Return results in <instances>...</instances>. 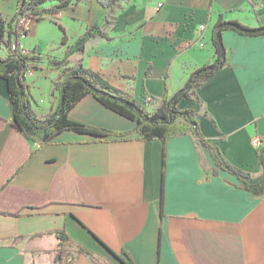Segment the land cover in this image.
<instances>
[{"label": "crops", "instance_id": "crops-1", "mask_svg": "<svg viewBox=\"0 0 264 264\" xmlns=\"http://www.w3.org/2000/svg\"><path fill=\"white\" fill-rule=\"evenodd\" d=\"M20 1L0 0L2 17L14 16ZM250 2L120 0L106 10L79 0L74 9L28 20L18 42L38 58L23 81L31 108L39 118L52 111L62 71L81 62L152 111L214 60L219 17L264 25V4L252 2L254 12ZM91 27L101 33L80 40ZM222 40L226 66L198 100L178 107L194 111L204 140L258 183L263 172L252 140L264 138V36L225 31ZM69 119L130 134L64 132L40 145L12 128L0 79V264H121L107 248L127 252L135 264H264V195L220 170L190 132L142 141L133 122L91 95Z\"/></svg>", "mask_w": 264, "mask_h": 264}, {"label": "trees", "instance_id": "trees-1", "mask_svg": "<svg viewBox=\"0 0 264 264\" xmlns=\"http://www.w3.org/2000/svg\"><path fill=\"white\" fill-rule=\"evenodd\" d=\"M54 2L52 6L43 7L47 2ZM106 10L118 7L120 0H96ZM79 0H21L18 11L9 20L2 17L0 13V52L6 50L5 56L0 53V79L4 80L7 87L8 105L11 113V126L14 130L22 133L29 139L40 145L49 143L56 135L71 132L77 135H87L93 138H125L130 132H116L94 126H87L69 119L70 112L77 103L87 95H91L98 103L113 113L133 122L134 131L138 139L151 141L159 139L164 143L175 135L190 132L199 144L211 155L215 165L225 172L234 175L240 185L255 196L264 195V138L262 145L257 149L256 155L261 166L263 177L258 183H250V176L239 169L228 164L217 147L208 144L192 119L194 111L190 109L180 110L178 105L183 100H198V91L215 73L226 66L227 56L223 44L222 34L232 31L241 36L255 37L264 36V25L249 27L235 20H223L219 17L212 28L211 43L214 49V60L205 64L189 74L185 85L172 97L165 94L161 104L155 106L152 111H147L137 103L128 93L112 86L99 73L85 68L81 62L74 66L64 68L55 87L58 91L57 105L47 115L39 118L31 108L30 96L23 84L22 72L26 69L34 70L33 62L38 58L34 52L22 53L18 48L11 50V44L19 45L20 37L26 35V31L19 32L17 23L20 19H40L44 13H55L63 10L74 9ZM251 9L254 4L250 2ZM109 21V18L107 19ZM100 34L101 30L95 27L88 28L83 39L87 36ZM65 42V39L62 40ZM83 46L79 47L82 50ZM66 63V62H63ZM145 103H151L146 101ZM59 244L67 243L61 233L58 234ZM107 248V247H106ZM121 264H135L131 256L121 251L114 253L107 248ZM84 251V249H80Z\"/></svg>", "mask_w": 264, "mask_h": 264}, {"label": "built area", "instance_id": "built-area-1", "mask_svg": "<svg viewBox=\"0 0 264 264\" xmlns=\"http://www.w3.org/2000/svg\"><path fill=\"white\" fill-rule=\"evenodd\" d=\"M252 2H254V4L256 5V7H262L264 4V0H252ZM26 19L22 18L18 21L17 26L19 27V32L22 33V31H26V24H27ZM21 38V37H20ZM19 49L21 50L22 53H27L28 51L26 49H24L23 47L20 46V44L18 45L16 42H13L11 44V50H15V49ZM33 70H29L26 69L22 72V80L24 81V79L26 78V76H28ZM262 145V141L261 138L255 137L252 140V146L257 150L261 147Z\"/></svg>", "mask_w": 264, "mask_h": 264}, {"label": "rangeland", "instance_id": "rangeland-1", "mask_svg": "<svg viewBox=\"0 0 264 264\" xmlns=\"http://www.w3.org/2000/svg\"><path fill=\"white\" fill-rule=\"evenodd\" d=\"M52 3L54 4V2H51V1H50V2H47V3H45V4L43 5V7H49L48 5H50V4H52ZM53 4H52V5H53ZM52 5H50V6H52ZM240 23H241V22H240ZM76 63H78V62H75V64H76ZM75 64H74V65H75ZM74 65H73V66H74ZM170 97H171V96H170ZM137 103L140 104L139 102H137ZM140 105H141V104H140Z\"/></svg>", "mask_w": 264, "mask_h": 264}]
</instances>
